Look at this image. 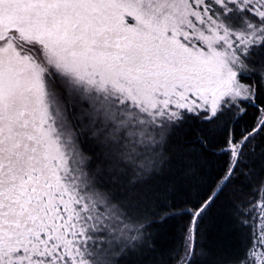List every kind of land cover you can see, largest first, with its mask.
I'll list each match as a JSON object with an SVG mask.
<instances>
[{"label": "snow or ice", "instance_id": "snow-or-ice-1", "mask_svg": "<svg viewBox=\"0 0 264 264\" xmlns=\"http://www.w3.org/2000/svg\"><path fill=\"white\" fill-rule=\"evenodd\" d=\"M0 264H264V0H0Z\"/></svg>", "mask_w": 264, "mask_h": 264}]
</instances>
